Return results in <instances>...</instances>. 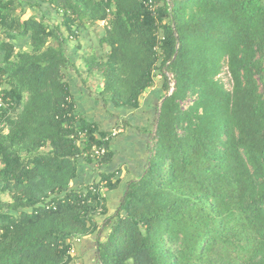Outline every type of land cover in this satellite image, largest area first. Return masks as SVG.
<instances>
[{
    "label": "trees",
    "instance_id": "obj_1",
    "mask_svg": "<svg viewBox=\"0 0 264 264\" xmlns=\"http://www.w3.org/2000/svg\"><path fill=\"white\" fill-rule=\"evenodd\" d=\"M26 1L0 0V85L14 103L0 109V264H72L71 242L106 228L97 264H264V0ZM33 4L60 23L23 19ZM100 21L106 52L82 60L101 76L103 105L136 109L156 78L162 95L143 170L97 225L105 198L70 186L103 145L98 167L108 164L111 140L76 116L65 49ZM96 170L95 189L116 188Z\"/></svg>",
    "mask_w": 264,
    "mask_h": 264
},
{
    "label": "crops",
    "instance_id": "obj_2",
    "mask_svg": "<svg viewBox=\"0 0 264 264\" xmlns=\"http://www.w3.org/2000/svg\"><path fill=\"white\" fill-rule=\"evenodd\" d=\"M19 1L22 3L27 2L26 0ZM26 8L27 6L21 8L23 11L25 10V18L23 19L33 15L37 18H44L48 24L53 25L55 23L53 15L55 12L44 4L40 7L34 5L31 10ZM94 28L100 30L94 33L92 32ZM103 29L104 26L96 23L91 28L87 27L84 30H79L77 37L73 41L70 39L71 41L65 49V54L76 68V71L66 70L65 77L72 99L76 103V116L87 122L96 123L101 131L107 133L119 125L124 127L123 133L111 139L109 143L110 161L99 168L101 171L113 175V180H117V186L113 190L106 191V213L97 217V225H102L105 220L114 216L126 183L137 178L143 170V165L147 159L148 131L151 129L155 106L162 95L161 80L156 78L153 86L139 97L136 109H115L110 105H103L98 96L102 90L101 76L94 73L88 77L84 72L85 67L82 60L83 55L101 57L106 52V47H101L99 44L103 36ZM13 44L15 45V51L28 50V39L17 40ZM2 58L3 52L0 48V67ZM97 175V170L93 165L91 167L84 164L83 161H79L78 174L76 179L73 180L76 187H70L72 189H82L93 180L99 179ZM108 232L109 229L106 228L101 231L100 237L90 235L79 241H73L71 245L75 251V256L72 264H97L95 255L98 250V243L104 242Z\"/></svg>",
    "mask_w": 264,
    "mask_h": 264
},
{
    "label": "built area",
    "instance_id": "obj_3",
    "mask_svg": "<svg viewBox=\"0 0 264 264\" xmlns=\"http://www.w3.org/2000/svg\"><path fill=\"white\" fill-rule=\"evenodd\" d=\"M145 7L153 12V9L154 7L152 6V3L150 1L146 2L145 4ZM97 24H99L100 26H104L105 25V22L104 21H100V22H97ZM165 79L168 83V95H171L173 90H174V80H173V75L171 73H165ZM5 88L4 86L0 85V109H4V110H8L9 113L10 111L12 110L13 108V101L7 97L5 95ZM0 126H4V125H0ZM122 132V129L121 127H115L113 128L104 138H103V142H109L111 139H113L114 137H116L118 134H120ZM78 136H80L82 138V140L84 139V134H79ZM107 153V148L103 145L101 147H99L98 149H95L91 154H90V157H94V163H93V166L96 169H99L98 167V161H100V159L102 157H104ZM3 167V165L0 163V169ZM98 176V175H97ZM97 183L98 182V179L92 181L91 183H89L88 185V190L92 191V192H95V191H98L100 193V197L102 200H104L105 198V189H104V185L106 184L105 181L103 182H99V188L98 189H95L92 185L94 183ZM80 239H75L73 241H79ZM72 241V242H73ZM71 242V244H72ZM68 255L71 256V257H74L75 256V251L71 245V248L68 252Z\"/></svg>",
    "mask_w": 264,
    "mask_h": 264
},
{
    "label": "rangeland",
    "instance_id": "obj_4",
    "mask_svg": "<svg viewBox=\"0 0 264 264\" xmlns=\"http://www.w3.org/2000/svg\"><path fill=\"white\" fill-rule=\"evenodd\" d=\"M35 11H37V10H35ZM50 12H52V11H50ZM28 14H29V12H28ZM28 14L26 13V15H28ZM53 15H54V18H55V23L54 24H59L60 21H61V17L56 16V14H54V13H53ZM23 18H25V13L23 15ZM99 30H100L99 28H94V30L92 32L97 33V31H99ZM72 41H73V39H72ZM65 77H66V72H65ZM217 78H219L221 80V82L224 83L226 88H230L229 77H228L225 69L223 70V72ZM119 127H121V129H122V132L120 133V134H122L123 131H124V127H122L121 125H119ZM120 134H118V135H120ZM71 187H76V184L73 183V181L71 182ZM0 198L2 199V201H10L9 196L7 194H1Z\"/></svg>",
    "mask_w": 264,
    "mask_h": 264
}]
</instances>
